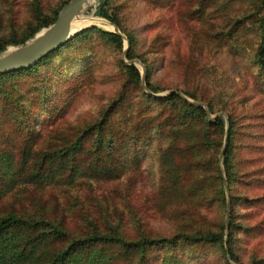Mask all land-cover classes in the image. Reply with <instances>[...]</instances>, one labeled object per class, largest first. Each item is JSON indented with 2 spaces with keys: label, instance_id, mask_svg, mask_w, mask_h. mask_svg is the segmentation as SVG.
<instances>
[{
  "label": "rangeland",
  "instance_id": "374dc122",
  "mask_svg": "<svg viewBox=\"0 0 264 264\" xmlns=\"http://www.w3.org/2000/svg\"><path fill=\"white\" fill-rule=\"evenodd\" d=\"M31 1L0 0L1 33H6L9 28L20 30L24 27L31 19ZM38 1L43 11L50 12L62 0ZM110 5L108 12L114 13L124 31L134 37L133 52L144 57L150 65V80L160 88L157 95L176 91L186 98L179 91L182 87L194 94L195 98L186 99L191 103L200 102L198 105L203 107L208 119L219 114L226 118V112H231L236 122L234 140L240 143L248 140L244 135L249 131L264 132V93L257 91V77L251 59L257 43V17L261 13L258 0H110ZM97 6L85 10V17L89 19L75 26L67 40L83 27L93 25L109 30L116 27L95 13ZM11 46L9 44L6 48ZM124 47V39L118 50L92 32L51 55L46 63L39 66L37 73L16 75L11 82L3 83L6 90L15 85L12 93L25 96L23 108L28 118L36 121L33 127L39 132L38 146L59 143L61 136L69 134L72 127L77 128L96 118L120 88L125 89L124 98L115 117L132 114L130 122H135L142 115L139 111L143 109L140 106V87L149 91L144 84L146 70L138 57H125ZM127 63L135 64L139 70L138 80L132 83L127 82L121 66ZM40 81L46 85L44 92L51 93L50 98L61 95L62 109L46 110L49 102L40 98ZM2 101L0 96V125L4 127L1 133L12 131L13 143L16 141V120L3 115ZM226 132L225 126L219 135L221 141ZM158 135V131L152 130L149 139H156ZM143 140L135 149L141 153V160L133 163L126 158L127 165L122 166L119 178L89 180L77 176L78 180L69 185L60 182L46 186L20 185L12 195L3 199L2 207L21 216L43 217L58 223L70 236L88 233L94 227L102 230L107 225L119 227L125 239H134L143 233L169 236L178 229L205 222L196 216L193 217L194 223L176 216L172 210L176 203L172 199L176 186L166 184L163 189L155 152L152 145ZM253 141L259 142V139ZM219 153L218 159L222 156ZM259 153L264 154V149ZM170 154L184 158L176 149H172ZM164 166L167 167L166 164ZM176 171H179L178 167L170 168L172 174ZM224 188H227V183ZM224 197L223 208L219 205L201 209L207 220L217 223L223 216L225 223L226 191ZM239 215V218L235 216L236 223L249 225L258 219L254 213L241 215L240 212ZM236 235L233 248L237 261L233 264H246L251 247L246 238L254 235L240 232ZM168 247L171 246L164 248ZM175 251L185 264H225L224 253L218 245L180 241ZM225 257L227 259V255ZM117 262L118 256L107 263Z\"/></svg>",
  "mask_w": 264,
  "mask_h": 264
},
{
  "label": "trees",
  "instance_id": "16d2710c",
  "mask_svg": "<svg viewBox=\"0 0 264 264\" xmlns=\"http://www.w3.org/2000/svg\"><path fill=\"white\" fill-rule=\"evenodd\" d=\"M65 1L62 0L50 12H45L38 0H32L31 19L24 27L0 32V51L9 44L23 42L38 28L52 22ZM258 4L261 13L257 17V43L251 59L257 77V91L264 93V0H258ZM108 6H111L110 0H100L95 13L112 22L125 34L129 44L125 57H138L146 70L144 84L149 91L140 87V106L143 109L139 110L142 115L135 122H130L132 114L115 117L124 98L125 89L120 88L96 118L77 128L70 127V133L61 136V142L40 147L37 145L40 141L39 132L33 127L36 121L28 118L23 108L25 96L12 93L15 85H10L6 90L3 84L5 81L11 82L16 75L37 73L39 66L46 63L51 55L65 49L71 41L92 32L120 50L123 39L116 32L93 25L83 27L71 39L40 56L34 63L0 73L1 106L5 108L3 115L16 120V141L13 143V132L1 133L4 127L0 125V264H111L107 262L117 256L119 262L116 264H185L175 251L180 241L218 245L224 253V263L233 264L237 261L233 248L237 232L254 235L250 239L246 238L251 246L246 264H264V154L259 153L260 149H264V132L249 131L244 135L248 140L240 143L234 140L236 122L231 112H226V118L219 114L208 119L202 106L186 99L195 98L194 94L182 87L179 91L186 98L176 91L157 95L160 88L150 80V65L144 57L133 52V35L124 31L114 13L108 12ZM121 66L127 82L138 80L139 70L135 64ZM45 86L40 81V98L49 102L46 110L62 109L61 95L50 98L51 93L44 92ZM208 108L212 113L210 104ZM225 126L227 138L222 156L218 159L223 144L219 135ZM152 130L159 133L156 139H149ZM254 139H259V142ZM142 140L152 145L162 175L160 184L163 189L166 184L176 186L173 191L175 197H172L176 200L172 209L176 216L193 223V217L196 216L205 222L178 229L169 236L143 233L134 239H125L116 225H107L102 230L94 227L88 233L70 236L58 223L43 217L21 216L2 207L3 199L12 195L20 185L46 186L59 182L69 185L78 180L77 176L89 180L119 178L122 166L127 165L126 158L133 163L141 160V153L135 149ZM172 149H176L184 158L171 155ZM171 167H178L179 171L172 174ZM222 174L229 193L225 239L223 216L221 222L214 223L201 212L206 207L225 206ZM240 212L241 215L254 213L258 219L249 225L236 223L235 216L239 218ZM166 246L171 247L164 248ZM157 248L163 249L151 251Z\"/></svg>",
  "mask_w": 264,
  "mask_h": 264
},
{
  "label": "water",
  "instance_id": "95a60500",
  "mask_svg": "<svg viewBox=\"0 0 264 264\" xmlns=\"http://www.w3.org/2000/svg\"><path fill=\"white\" fill-rule=\"evenodd\" d=\"M99 2L100 0H66L60 5L56 16L52 22L43 26L38 31L34 32L32 36L28 37L23 42L15 44L8 48L5 47L2 51H0V73L14 70L17 68H22L29 64H32L40 56L45 55L49 51L59 47L73 34L72 30L74 29V27L71 25V21L77 16L86 15L84 14L85 10L88 7L94 9ZM110 31L118 33L122 37V39L125 40V47L123 49V52H125L128 47V41L126 36L122 35L116 27H114ZM132 61L136 60H129V62ZM138 63L140 62L138 61ZM143 78L144 73H142L141 80H143ZM193 103L200 104V102ZM205 110L208 113L207 107H205ZM226 138L227 132L224 135L223 145L219 155H221L223 152ZM223 181L226 187L225 180ZM225 191L227 197L225 211L226 233L229 205L227 188L225 189Z\"/></svg>",
  "mask_w": 264,
  "mask_h": 264
},
{
  "label": "bare ground",
  "instance_id": "6f19581e",
  "mask_svg": "<svg viewBox=\"0 0 264 264\" xmlns=\"http://www.w3.org/2000/svg\"><path fill=\"white\" fill-rule=\"evenodd\" d=\"M89 16V15H87ZM89 19V17H85V15H80V16H77L76 18H74L72 21H71V25L73 27L75 26H78V25H81L85 20ZM91 19V18H90ZM93 19V18H92Z\"/></svg>",
  "mask_w": 264,
  "mask_h": 264
}]
</instances>
